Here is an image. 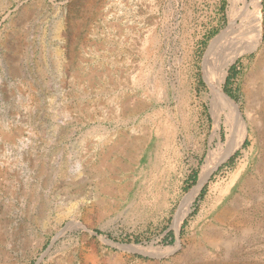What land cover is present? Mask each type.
Segmentation results:
<instances>
[{"label": "rangeland", "instance_id": "obj_1", "mask_svg": "<svg viewBox=\"0 0 264 264\" xmlns=\"http://www.w3.org/2000/svg\"><path fill=\"white\" fill-rule=\"evenodd\" d=\"M233 4L0 0V264H264V39L223 84L255 123L175 227L228 140Z\"/></svg>", "mask_w": 264, "mask_h": 264}, {"label": "bare ground", "instance_id": "obj_2", "mask_svg": "<svg viewBox=\"0 0 264 264\" xmlns=\"http://www.w3.org/2000/svg\"><path fill=\"white\" fill-rule=\"evenodd\" d=\"M248 1H250V4H248ZM233 3V8L230 12V27L226 31L227 41L211 52L207 62V69L205 70L206 81L211 90L212 112L217 121L216 128L218 130L220 128V124L222 123L221 114L223 113L225 115L224 124L227 128L226 132H228V140L225 144H220L218 148L220 153L217 155L214 151L209 153L200 174V182L197 191L184 204L175 217V227L177 229L181 227L184 219L191 212L193 202L210 178L211 174L222 162L226 161L243 145L242 143L248 135V122L249 124L255 123V117L250 112L247 113L249 121L244 119L240 110L235 107L233 102L226 96L223 84L226 80L225 78L229 67L241 55L249 54L262 45L264 39L263 3L261 0H233ZM228 46H230L228 51L225 52L222 57L218 56V63H215L217 64V67L213 70L214 68L212 69V64H214L215 61L217 62V59L215 61L213 60L216 52L219 49H222L223 47L227 48ZM141 80L142 77L139 78V81ZM169 128L170 127L167 125L164 133L166 137L170 132Z\"/></svg>", "mask_w": 264, "mask_h": 264}, {"label": "trees", "instance_id": "obj_3", "mask_svg": "<svg viewBox=\"0 0 264 264\" xmlns=\"http://www.w3.org/2000/svg\"><path fill=\"white\" fill-rule=\"evenodd\" d=\"M230 93V92H229Z\"/></svg>", "mask_w": 264, "mask_h": 264}]
</instances>
